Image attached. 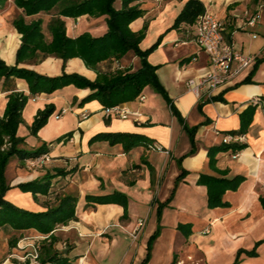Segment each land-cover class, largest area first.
<instances>
[{
	"label": "crops",
	"instance_id": "0c3cea01",
	"mask_svg": "<svg viewBox=\"0 0 264 264\" xmlns=\"http://www.w3.org/2000/svg\"><path fill=\"white\" fill-rule=\"evenodd\" d=\"M187 1L135 3L146 13L131 24V29L139 32L148 26L141 49L146 51L161 40L148 61L157 67L156 74L166 95L147 87L141 94L146 96L145 102L139 103L137 98L125 103L141 114L139 122L134 118L106 117L105 107L97 100L81 105L88 89L68 86L51 95L32 97L28 83L16 81L17 91L29 96L17 133L25 140L21 147L34 150L47 144L50 162L29 169L18 158H12L6 170L12 189L5 199L18 208L38 213L56 207L60 197L73 195L78 199L77 219L57 226L49 235L36 230L0 228V264H29L18 257L32 254V248L20 250L19 246L35 243L39 236L45 237L39 241L41 247L53 244L54 251L69 264H235L238 258V264H264V61L256 64L264 58V0L257 4L253 0H200L207 11L224 21L225 36L236 50L255 57L234 85L222 86L212 102L199 100L187 86L188 80L208 70L210 63L209 56L195 42L193 26L173 28ZM115 7L120 9L121 1ZM246 14L256 18L254 26L246 23ZM41 18L46 29L49 18ZM12 23L13 20L0 18V57L7 65L16 66L22 35ZM80 24L84 29L77 33ZM70 31L77 34L72 36ZM107 31L105 18L86 15L68 19L67 33L74 38L85 32L98 37ZM131 61L137 65L139 59ZM19 67L48 77L75 73L91 81L97 78V71L89 69L80 58L64 65L63 60L48 57ZM110 67L115 70L120 64H101L102 70ZM256 99L260 102L255 103ZM7 103L8 92L4 91V80H0L1 117ZM51 104L55 113L37 136L32 135L31 126L38 111ZM29 107L33 118L26 123L24 116ZM66 110L72 119L69 126L64 123L68 114L56 119ZM250 111L253 120L242 143L247 147L211 157L209 151L222 146L229 132L238 131L241 116ZM103 133L138 135L151 140L153 148L138 146L126 152L123 144L92 141ZM47 173L64 174L53 183H63L65 189L34 197L17 188ZM202 175L240 180L237 189L225 192L226 206H208V188L199 183ZM115 193L128 198L126 218L125 209L119 204L87 201V196ZM140 219L146 224L134 240L131 235ZM158 230L159 237L147 259L149 245ZM206 230L208 234L204 233ZM13 239H17L15 247L10 245Z\"/></svg>",
	"mask_w": 264,
	"mask_h": 264
},
{
	"label": "trees",
	"instance_id": "16d2710c",
	"mask_svg": "<svg viewBox=\"0 0 264 264\" xmlns=\"http://www.w3.org/2000/svg\"><path fill=\"white\" fill-rule=\"evenodd\" d=\"M18 14L13 20V28L22 35V44L17 53V65L9 66L0 57V80H4V91L8 92V103L3 117L0 116V228L11 227L16 231L36 230L42 235L51 234L57 226L67 225L76 220V206L78 199L73 195H64L59 198L56 207L48 208L45 212H31L16 207L5 199L8 191L12 189L6 178V169L11 159L16 157L24 165L28 159H37L49 153L47 144H42L34 150H26L21 147L25 143L17 133L23 123V111L29 101V96L17 91V80L28 83L32 97L40 94L51 95L68 86L78 89H88L89 94L83 98L81 105L92 101H99L105 109L129 102H134L147 87H151L158 93L165 95L164 89L156 74L157 67L150 64V53L159 47L161 40L150 49L143 51L140 47L146 36L148 26L141 31L134 32L131 24L144 17L146 11L135 5L138 0H119L121 8L117 9L115 3L118 0H14ZM262 0H253L255 4ZM6 1L0 0V11L5 7ZM207 11L206 5L200 0H188L175 20L173 28L181 25L194 26L200 16ZM45 15L49 18L45 29ZM105 18L108 27L107 33L94 37L85 32L74 38L67 33L68 19H77L83 16ZM48 57H56L63 60L64 65L73 58H80L85 65L97 71V78L91 81L79 74L64 73L57 77H48L33 70L19 67L25 62L38 63ZM138 58V64H125V60ZM264 58L256 64L263 62ZM120 64L115 70L101 69V64ZM174 114L177 112L173 110ZM55 113L53 104L38 111L34 123L31 126L32 135L37 136L44 128L50 117ZM253 120V111L241 116V128L228 134L244 135ZM72 134L66 135L70 137ZM109 141L111 145L123 144L125 151L144 146L153 148V142L134 134H98L92 140ZM7 146L6 149L3 148ZM246 144H223L209 151L211 157L222 151H242ZM186 173L185 171L183 174ZM64 174H45L42 178L31 182L21 183L17 186L24 193L48 196L58 194L65 189V185H54L53 180ZM200 184L208 188V206L210 208L224 207L225 192L235 190L240 184L239 179L226 180L209 175H202ZM87 201L95 204H119L124 207V217L128 216V198L122 193L108 196H87ZM158 230L149 245L147 259L151 255L153 243L159 237ZM10 245L15 247L17 239H13ZM43 249V250H42ZM42 250V251H41ZM40 263L69 264L62 259L53 249V244L41 247ZM240 255V254H239ZM255 256L256 253H250ZM239 258L235 264H238ZM146 262V261H145Z\"/></svg>",
	"mask_w": 264,
	"mask_h": 264
},
{
	"label": "built area",
	"instance_id": "2783aa9c",
	"mask_svg": "<svg viewBox=\"0 0 264 264\" xmlns=\"http://www.w3.org/2000/svg\"><path fill=\"white\" fill-rule=\"evenodd\" d=\"M161 2V0H155ZM248 17L247 24L254 26L256 18ZM195 42L201 51L209 56V69L205 70L197 77L191 78L187 82L190 92H192L199 100L212 102L215 99L216 92L225 85H234L236 79L244 73L254 62L255 57L245 55L236 50L235 44L227 40L225 36V23L216 14L206 11L200 16L194 24ZM139 103L146 101V96L140 95L137 99ZM260 100L256 99L255 103ZM66 111L56 115V119H60ZM106 117H115L121 120L134 118L137 122L140 121L141 114L133 112L127 105H118L111 109H105ZM224 144L230 145L234 143H244L245 136L227 134L224 137ZM236 157V156H235ZM50 162L48 154L37 159H28L25 164L29 169H37ZM146 220L140 219L137 228L132 233V238L136 240L139 233L144 228ZM209 233V230L204 232ZM44 236L36 237L35 243L27 246H19L20 250L28 247L32 248V254L18 257L24 263L38 264L40 258L41 245L40 240H44ZM28 240V239H25Z\"/></svg>",
	"mask_w": 264,
	"mask_h": 264
},
{
	"label": "rangeland",
	"instance_id": "374dc122",
	"mask_svg": "<svg viewBox=\"0 0 264 264\" xmlns=\"http://www.w3.org/2000/svg\"><path fill=\"white\" fill-rule=\"evenodd\" d=\"M5 1H6L5 7L3 9H1V11H0V18H4V19H6L8 21L14 20V18L18 14V9H17V7L15 5V1L14 0H5ZM43 16L44 15H41V17H43ZM83 27H84L83 24H80L79 25V30L77 31V33L83 31V29H84ZM98 33H101V32H98ZM69 34L72 35V36L76 35L75 33L71 32V31L69 32ZM127 63L132 64V66L135 65V63L133 64V61H130V60L128 61V59L125 60V64H127ZM65 115H67V117L65 118L64 123L66 124V126H69V125L72 124V119L70 117L71 114L67 113V110H66V113L64 114V116ZM24 118H25V122L26 123L31 121V119L33 118V109L31 107H29V109L25 112ZM6 148H7V146H5L3 148V150L6 149ZM24 170L25 171H29L26 167H24ZM6 178H7V176H6ZM69 183H70V181H69ZM67 186H66V188H67ZM72 191H73V194H76V192L74 190H72Z\"/></svg>",
	"mask_w": 264,
	"mask_h": 264
}]
</instances>
